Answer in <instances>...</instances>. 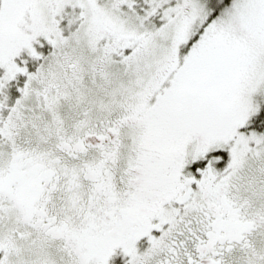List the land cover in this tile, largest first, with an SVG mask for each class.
I'll use <instances>...</instances> for the list:
<instances>
[{"label":"snow or ice","instance_id":"obj_1","mask_svg":"<svg viewBox=\"0 0 264 264\" xmlns=\"http://www.w3.org/2000/svg\"><path fill=\"white\" fill-rule=\"evenodd\" d=\"M0 264H264V0H0Z\"/></svg>","mask_w":264,"mask_h":264}]
</instances>
